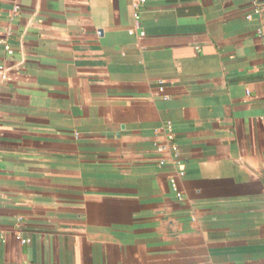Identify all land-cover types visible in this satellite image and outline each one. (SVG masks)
I'll list each match as a JSON object with an SVG mask.
<instances>
[{
  "label": "crops",
  "instance_id": "obj_1",
  "mask_svg": "<svg viewBox=\"0 0 264 264\" xmlns=\"http://www.w3.org/2000/svg\"><path fill=\"white\" fill-rule=\"evenodd\" d=\"M135 1L0 0V264H264V14Z\"/></svg>",
  "mask_w": 264,
  "mask_h": 264
},
{
  "label": "built area",
  "instance_id": "obj_2",
  "mask_svg": "<svg viewBox=\"0 0 264 264\" xmlns=\"http://www.w3.org/2000/svg\"><path fill=\"white\" fill-rule=\"evenodd\" d=\"M146 0H136L135 1V4H134V17H135V21L137 23V21L139 20V13H140V6L143 5L145 3ZM264 14V0H254V3H253V9L251 11V13L249 15L246 16L247 19H251L253 17H261L263 16ZM258 34L259 35H262L263 34V30L260 29L258 31ZM5 51L7 52L8 55H11L12 54V51L11 49L5 45ZM262 80H264V65L262 67ZM169 130V133H168V140H171L173 137L171 135V132H170V128H168ZM173 151H175V147L172 148ZM156 150L158 153H163L164 152V148L161 146V145H156ZM179 162H177L178 164ZM162 164V163H161ZM182 176V172H179L178 175L176 176H173V177H170L169 178V184H170V187L172 189V191L174 192V195L176 197V199L178 201H182L183 200V195L182 193L179 191L178 189V186H177V179L178 177H181ZM4 240V234L2 232H0V242Z\"/></svg>",
  "mask_w": 264,
  "mask_h": 264
}]
</instances>
